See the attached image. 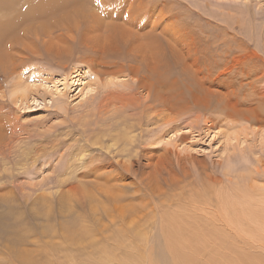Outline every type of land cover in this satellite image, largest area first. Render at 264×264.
Wrapping results in <instances>:
<instances>
[{
  "label": "rangeland",
  "instance_id": "1",
  "mask_svg": "<svg viewBox=\"0 0 264 264\" xmlns=\"http://www.w3.org/2000/svg\"><path fill=\"white\" fill-rule=\"evenodd\" d=\"M42 1L11 0L12 17L19 22L21 12ZM90 1L92 7L86 11L80 12L85 6L77 3L64 16L61 9L33 20L29 17L31 22L19 24L5 38L0 31V221L4 223L0 222V231L23 230L21 234L27 236L20 248L33 260H42L62 241L60 224L83 216L81 224H98L101 231L113 232L116 226L128 229L124 241L118 238L123 243L119 254L125 245H136L140 253L129 255L133 264L150 253L152 259L157 255L158 263L169 264L158 245L165 223L161 215L171 212L168 203L173 195V207L202 210L197 216L224 235V245H212V254L222 253L230 260L235 253L264 264V0ZM97 11L108 17H99ZM6 20L0 16V28L7 27ZM105 26L117 34L127 28L147 40L153 28L163 31L161 35L165 32L177 56H162L158 86L148 80L150 61L145 63L146 78L138 83L134 63L123 70L119 63L101 65L108 58L100 55L87 57L85 50L107 47L100 39ZM36 31L39 37L32 34ZM111 46L122 52L123 43L119 48ZM109 79L115 84L104 85ZM54 86L62 94L55 93ZM117 91L124 92L117 97ZM113 116L123 122L114 121L118 129L127 127L126 134L137 140L128 138L127 146L122 133L108 134L102 123ZM153 136L158 144L153 145ZM102 158L113 160L106 163ZM221 196L240 204L238 210L258 211L262 216L232 219L234 211L224 209ZM96 236L98 244L107 235ZM7 239L0 234L1 262L20 264L15 256H7L12 255ZM87 239L79 241V246L86 244L79 249H92ZM3 243L8 244L3 247ZM69 253L73 252H59L60 264Z\"/></svg>",
  "mask_w": 264,
  "mask_h": 264
},
{
  "label": "bare ground",
  "instance_id": "2",
  "mask_svg": "<svg viewBox=\"0 0 264 264\" xmlns=\"http://www.w3.org/2000/svg\"><path fill=\"white\" fill-rule=\"evenodd\" d=\"M139 1V0H138ZM90 0H44L40 3L37 4V7H34V2L31 4V8L29 11L26 12H21L20 14V21L17 22L13 17H12V3L11 0H0V7L3 8V13L0 14V16H2V18H6V22L5 24L7 25V27L4 28H0V31H3L4 38L6 37V33L8 31H12L13 29H15L19 24L21 25H25L29 22H31V20L34 19V17H44L48 14H51L55 11L59 12L61 9L63 10V16L65 15V12H67L69 9L73 8L77 3H79L81 6H85L84 9H82L80 12L84 11L86 8H91V4H90ZM95 2V1H94ZM98 2V1H97ZM121 2V1H120ZM107 3V2H106ZM30 4V3H29ZM153 5V4H152ZM100 7V6H99ZM122 8V7H121ZM93 10V9H91ZM86 11V10H85ZM100 11V10H99ZM130 11V10H129ZM56 12V13H57ZM71 12V11H70ZM88 12V10H87ZM98 12V11H97ZM103 12V11H102ZM124 12V11H123ZM136 12V11H135ZM69 13V11H68ZM73 13V12H72ZM79 12H77L78 14ZM85 13V12H84ZM99 13V12H98ZM70 14V13H69ZM96 14V13H95ZM104 16L103 17H108L105 13H103ZM101 12L99 13V17H101L103 15ZM117 14V13H116ZM135 15V14H134ZM162 15V14H161ZM71 16V15H70ZM85 16V15H84ZM31 20H30V18ZM80 17V16H79ZM27 18H29L28 20H26ZM66 18V17H65ZM74 19V18H73ZM94 19V18H93ZM103 19V18H102ZM105 19V18H104ZM87 20V19H86ZM89 20V19H88ZM104 22V21H103ZM73 23V22H72ZM78 24V23H77ZM86 24V23H84ZM60 24H57V26H59ZM90 25V24H89ZM61 26V25H60ZM80 26V25H79ZM51 27V26H50ZM87 27V26H86ZM97 27V26H95ZM20 27H18L19 29ZM48 28V27H47ZM53 28V27H52ZM81 28V26H80ZM91 28V26H90ZM132 29V28H131ZM40 30V29H37ZM48 30V29H47ZM61 30V29H60ZM59 30V31H60ZM124 30V29H123ZM41 31V30H40ZM39 31V35L42 34V31ZM68 32V31H67ZM98 32V31H97ZM151 32V31H150ZM49 33V31H48ZM118 33V32H117ZM114 31H111V29H109V27L105 26L104 27V36L100 37V39L104 40V42H106L105 44L107 45V47H102L101 49H96L94 50V48H89L87 51L85 50L87 57L89 56H94V58L96 57L95 55H100L101 57H105L108 58V60L104 61V64H100L101 65H106V63H108V65L111 66H118V63L123 67V70H128L130 67V63H134V68L133 71L135 72V81L141 82L143 81L146 77H145V72H146V66L145 63L147 61H150L151 63H149V65L151 67H149V69L151 68L152 74L149 75L148 80L151 82L152 86H158V84L160 83V80L158 78V74L159 72L158 69L160 67V61L162 60V56L166 55L168 57H175L177 56V51L174 48V45L172 43V41L168 40V38H165V32L164 34H160L163 33V31L161 32H156V28H153V31L151 34H149L148 40L145 38L144 35H140L138 33H136L133 30L127 29L123 32V34H117ZM32 34H34V36L37 34V31L35 33L32 32ZM64 34V33H63ZM81 34V33H79ZM48 35V34H47ZM38 36V34L36 35ZM60 36V35H59ZM162 38H161V37ZM39 37V36H38ZM49 37V36H48ZM37 38V37H36ZM92 38V37H91ZM38 39V38H37ZM74 40V39H73ZM3 41V36L0 37V44H2ZM21 41V40H20ZM24 42V40H23ZM36 42V41H35ZM42 42V41H41ZM18 43H20L18 41ZM22 43V42H21ZM73 43V42H72ZM123 43V49L122 52H114L113 48H112V44H118V48L120 45H122ZM7 46H9V43H6ZM91 44V43H89ZM74 45V43H73ZM54 46V44H53ZM52 46V47H53ZM78 46V45H77ZM11 47V46H10ZM114 47V46H113ZM121 47V46H120ZM73 48V47H72ZM77 49V48H76ZM75 49V50H76ZM74 50V48H73ZM48 51V49H47ZM53 51V50H52ZM55 51V50H54ZM56 51L59 53L61 51H63L62 53H64L65 49H61L58 50L56 49ZM69 51V50H68ZM92 51H94V53H91ZM96 51V52H95ZM73 52V51H72ZM78 52V51H77ZM57 53V54H58ZM50 54V53H49ZM71 54V53H70ZM76 54V53H74ZM84 54V53H83ZM53 54H51L52 56ZM58 55H61V53H59ZM57 55V56H58ZM64 55V54H63ZM54 57V56H53ZM86 57V56H85ZM83 58V57H82ZM93 58V57H92ZM77 59V58H75ZM81 60V59H80ZM5 61V60H4ZM116 68V67H115ZM114 68V69H115ZM109 69V68H108ZM113 69V71H114ZM112 71V70H111ZM77 72V71H76ZM109 73V71H108ZM174 73V72H173ZM76 75V74H74ZM137 76H139V80L137 78ZM72 77V76H71ZM110 77V76H109ZM113 78V77H112ZM125 78V77H123ZM80 80V79H79ZM78 80V81H79ZM124 80V79H122ZM119 81V79L117 80V82ZM107 82V83H106ZM104 85H111V84H115V80H107ZM137 83V84H138ZM96 84V83H95ZM123 84V83H122ZM150 84V85H151ZM134 85H136L134 83ZM124 86V85H123ZM46 87V86H45ZM139 87V86H138ZM55 88V93L58 92V94H62V92L59 90L60 88H56V86H54ZM116 88V87H115ZM143 88V87H142ZM23 89V88H22ZM150 89V88H149ZM109 90V89H108ZM115 90V89H113ZM126 90V89H125ZM124 90V91H125ZM26 91V90H25ZM91 90H89L90 92ZM122 91V89H121ZM121 91H117V94L119 92V94L121 95ZM88 91H86L85 93H87ZM121 92V93H120ZM108 93V92H106ZM116 93V92H113ZM112 93V96H113ZM88 94V93H87ZM111 94V93H110ZM117 95L120 96V95ZM86 95V94H85ZM106 95V94H105ZM83 96V95H82ZM89 96V95H87ZM109 96V95H108ZM110 96V98L112 97ZM114 97V96H113ZM148 97V96H146ZM51 98V97H50ZM114 98H112L111 100H113ZM117 99V98H116ZM115 99V100H116ZM119 99V98H118ZM117 99V100H118ZM128 99V97H127ZM145 100V98H144ZM118 102V101H117ZM182 104V103H181ZM184 106V105H183ZM126 110V109H124ZM99 111V110H98ZM131 111V110H130ZM121 112V111H120ZM100 113V112H99ZM119 113V112H118ZM125 114V113H124ZM119 115V114H118ZM126 115V114H125ZM108 117V116H107ZM114 117V116H113ZM129 117V115H128ZM146 117V116H145ZM251 117V116H250ZM94 119V117H93ZM120 119V117H114L112 119H109L108 121H104V123H102V125H104L105 130L109 131L108 134L117 137L118 135H121L122 133V140L125 141V144L128 146L131 144V140L128 139L131 136L126 133V131H124V129H126L127 127H122V129H118L120 128V126L116 123L114 124V121L118 122V120ZM124 119V118H123ZM249 119V118H248ZM121 120V119H120ZM119 123L122 124L123 122ZM140 120L142 122V120H144V118L140 117ZM125 121V120H124ZM81 122V121H80ZM102 122V121H101ZM127 123H130L128 121H126ZM98 123V122H96ZM127 123L125 124V126L127 125ZM92 124V123H91ZM150 124V123H149ZM99 125V124H98ZM124 125V124H123ZM135 126V125H134ZM129 127V126H128ZM153 127V126H152ZM168 127V126H167ZM96 128V127H95ZM101 128V127H99ZM97 128V129H99ZM130 128V127H129ZM137 128V127H136ZM104 129V128H102ZM140 129V128H139ZM174 129V127H173ZM85 130V129H84ZM142 130V129H141ZM92 131V130H91ZM98 131V130H97ZM155 131V130H154ZM159 132V131H158ZM94 133V132H93ZM143 133V131H142ZM117 136H116V135ZM149 134V133H148ZM152 134V133H151ZM74 135V134H73ZM72 135V136H73ZM161 135V134H160ZM88 136V135H87ZM112 136V137H113ZM143 136V135H142ZM150 136V135H149ZM148 136V138H149ZM107 137V136H106ZM134 138V136H132ZM131 137V138H132ZM156 137V136H155ZM82 138V137H81ZM109 138V136H108ZM145 138V139H148ZM154 138V136H153ZM64 139V138H63ZM78 139V138H77ZM84 139V138H83ZM110 140L112 138H109ZM115 138L113 137V140ZM118 139H120V137H118ZM135 140H137L136 138H134ZM142 139V138H141ZM155 139V138H154ZM160 139V138H157ZM88 141V139H86ZM143 140V139H142ZM117 140H115L116 142ZM119 141V140H118ZM133 141V140H132ZM139 141V140H138ZM137 141V142H138ZM147 141V140H146ZM145 141V142H146ZM149 141V140H148ZM175 141V140H174ZM77 142V141H76ZM90 142V141H89ZM142 142V141H141ZM140 142V143H141ZM151 142V141H150ZM149 142V143H150ZM160 142V141H159ZM123 143V142H122ZM148 143V142H147ZM153 143V142H152ZM120 144V143H119ZM158 144V140L155 139L154 144ZM163 144V143H162ZM21 145V144H20ZM64 145V144H63ZM115 145V144H114ZM113 145V146H114ZM123 145V144H122ZM120 146V145H119ZM28 147V146H27ZM71 147V146H70ZM99 147V146H98ZM106 147V146H104ZM108 147V146H107ZM106 147V149H107ZM121 147V146H120ZM152 147V146H151ZM150 147V148H151ZM169 147V146H168ZM62 148V147H61ZM101 150L103 147H100ZM113 148V147H112ZM112 148L110 151H112ZM117 148V147H116ZM133 148V147H132ZM153 148V147H152ZM156 148V147H155ZM21 149V148H20ZM121 149V148H120ZM119 148L117 149L118 152H120ZM154 149V148H153ZM78 150V148H77ZM127 150V149H126ZM129 150V149H128ZM7 151V150H6ZM82 151V150H81ZM80 151V152H81ZM99 151V149H98ZM109 150H107L108 152ZM123 151V149H122ZM132 151V150H131ZM21 152V151H20ZM84 152V151H83ZM104 152V151H103ZM106 152V153H107ZM117 152V151H116ZM129 152V151H128ZM7 153V152H6ZM25 153V152H24ZM88 153V152H87ZM99 153V152H98ZM106 153H103L104 156ZM134 153V152H133ZM4 154V153H3ZM112 154V153H111ZM110 154V155H111ZM155 154V153H154ZM27 155V154H26ZM95 155V154H94ZM97 155V154H96ZM116 155V154H115ZM130 155V154H129ZM87 156V155H86ZM141 156V155H140ZM67 157V155H66ZM78 157V156H77ZM88 157V156H87ZM91 157V156H90ZM94 157V156H93ZM97 157V156H96ZM95 157V158H96ZM117 157V156H116ZM115 157V158H116ZM119 157V156H118ZM123 157V156H122ZM126 157V156H125ZM2 158V156H1ZM36 158V157H35ZM101 158V157H100ZM112 158H113V154H112ZM112 158H107L108 160H111ZM124 158V157H123ZM59 159V158H57ZM88 159V158H87ZM106 159V160H107ZM97 160V159H96ZM102 160L104 162H106V160H104L102 158ZM102 160H100L101 162H103ZM113 160V159H112ZM111 160V161H112ZM116 160V159H115ZM114 160V161H115ZM118 160V159H117ZM126 160V159H125ZM135 160V157H134ZM90 162H92L91 160H89ZM88 161V162H89ZM119 162V161H117ZM124 162V161H123ZM122 162V163H123ZM135 162V161H134ZM137 162V160H136ZM84 163V162H83ZM107 163V162H106ZM109 163V162H108ZM114 163V162H113ZM19 164V163H18ZM97 163H95L96 165ZM128 164V163H126ZM137 164V163H136ZM94 165V163H93ZM119 165V164H117ZM133 165V164H132ZM157 165V164H156ZM30 166V165H29ZM105 166V165H104ZM114 166V164H113ZM121 166V165H120ZM118 166V167H120ZM127 166V165H126ZM125 166V167H126ZM137 166V165H136ZM22 167V166H21ZM72 168V166H71ZM80 168V167H79ZM87 168V167H86ZM115 168V166L113 167ZM139 168V167H138ZM118 169V168H117ZM127 169V168H126ZM115 170V169H113ZM120 170V169H119ZM122 170V169H121ZM88 171V170H87ZM82 171V174H87V172ZM99 172V171H98ZM93 173V172H92ZM132 173V172H131ZM101 174V173H100ZM112 174V173H111ZM116 174V173H115ZM120 174V173H119ZM122 174V173H121ZM70 175V174H69ZM93 175V174H92ZM117 175V174H116ZM67 176V175H66ZM110 176V175H109ZM114 175L112 174V177ZM12 177V176H11ZM74 177V176H73ZM107 178V177H104ZM75 179V178H74ZM77 179V177H76ZM103 179V178H102ZM111 179V178H110ZM4 180V179H3ZM70 180V178H69ZM116 180V179H115ZM99 181V180H98ZM114 181V180H113ZM84 182V180H83ZM92 182V181H91ZM4 183V182H3ZM88 183V182H87ZM103 183V181H102ZM110 183V182H109ZM108 183V185H109ZM113 183V182H112ZM1 184V183H0ZM120 184V183H119ZM122 184V183H121ZM89 185V184H88ZM104 185H107V183H104ZM83 186V185H82ZM125 186V184H122V187ZM4 187V186H3ZM87 187V186H86ZM83 188V187H82ZM106 189V188H104ZM108 189V188H107ZM8 190V189H7ZM125 190V189H124ZM106 191V190H104ZM103 191V192H104ZM109 191V190H108ZM9 192V191H8ZM53 192V191H52ZM85 192V191H84ZM102 192V193H103ZM90 193V192H89ZM92 193V192H91ZM107 193V192H106ZM76 194V193H75ZM95 194V193H94ZM109 194V193H107ZM72 195H74L72 193ZM103 195V194H102ZM124 195V193H123ZM62 196V194H61ZM108 196V195H107ZM113 196V195H112ZM74 197V196H73ZM72 198V197H71ZM197 198V197H196ZM195 198V199H196ZM95 199V198H94ZM131 199V198H130ZM175 197H173V195L170 197V202L168 203L169 205H171V212L167 215V216H162L163 220H165V223L163 224L162 228L160 229V238L162 241H160V245H158V248L160 247V252L162 253L161 255L168 256L169 264H256L253 262L254 258H246L243 259V257H239L237 256L235 253L233 254V259L228 260L225 256H223L222 253H216V254H212V249L214 248H219L221 246L224 245V235H222L217 229H215L214 227H210L209 225H207V220L206 222H203V219L200 218L199 214L202 215V210L199 209H195L192 207V209H190L188 206L184 207V206H174L177 208H174L172 203L174 204L176 201H174ZM2 200V199H1ZM96 200V199H95ZM114 201L116 200L113 199ZM199 200V199H197ZM98 201V200H97ZM118 201V199H117ZM178 201V200H177ZM221 201L222 204L225 206L224 209H232L234 211V214L232 215V219L234 218V216L236 215L237 218L240 217H261L262 214L258 211H247V209H240L239 205L237 202H232L228 197H223L221 196ZM5 202V201H4ZM93 202V201H92ZM108 202V200L106 201ZM131 202V201H130ZM133 202V201H132ZM180 202V201H179ZM95 203V202H94ZM93 203V207L96 206ZM101 202L99 201V204ZM111 203V202H110ZM6 204V203H5ZM98 204V203H96ZM107 203H104L102 205L106 206ZM195 204V203H194ZM112 205V204H111ZM124 205V203H123ZM132 205V204H131ZM168 205V206H169ZM190 205V203H189ZM234 205V206H231ZM9 206V205H8ZM99 206V205H97ZM103 206V207H104ZM120 206V205H119ZM129 206V204H128ZM192 206V205H191ZM227 206V208H226ZM115 207V206H114ZM98 208V207H97ZM100 208V206H99ZM98 208V209H99ZM106 208V207H104ZM102 208V212L103 209ZM119 208V207H117ZM75 209V208H74ZM93 209V208H92ZM111 209V208H110ZM128 209V207H127ZM114 210L111 209V211ZM91 211V210H90ZM94 211H96L94 209ZM98 211V210H97ZM115 211V210H114ZM119 211V210H117ZM197 211H200L201 213L197 214ZM7 212V211H6ZM13 212V211H12ZM106 215H109L108 212V208H106ZM125 212V211H124ZM127 212V211H126ZM75 213V212H74ZM98 213V212H97ZM128 213V212H127ZM223 217H227L230 218V216L226 213L223 212ZM9 214V213H7ZM93 214V213H92ZM99 214V213H98ZM117 214V213H116ZM6 215V214H5ZM94 215V214H93ZM123 215V214H122ZM4 216V215H3ZM10 216V215H9ZM79 216V215H78ZM96 216V215H95ZM105 216V215H104ZM119 216V215H118ZM83 216H80V218L74 219L72 221H68L66 223H62L60 224V229H59V236L61 237L62 241L60 243H58L56 246H52L50 248V256L48 258V255H43V259L42 260H33V258L30 257V253L26 252L27 250H23L21 249V244H23V242L26 240V236L27 234H21V232L23 230H21L20 228L15 229V227H11L6 229L7 227H5V230H1L0 234L5 235L6 237H8L7 242L10 243H3V247L4 245L8 244L7 246L10 245V254H7V256L13 258L14 256L16 258H18L17 260L20 262V264H60V262L58 261L59 259V252L63 251V250H68L71 251L73 253H69L68 257L69 259L62 264H117L119 262V260L117 259V257L120 258V262L119 264H133L130 259H129V255H133V254H139L140 252L138 251V249L135 246L132 245H125L124 249L122 250L121 255L119 254L121 252L120 248L122 246V244L118 241V238L120 237L122 241L125 240L126 235H128V233L126 232V230H124L122 227L120 226H116L113 230V232H110L109 230L107 231V229L103 228L101 231V226L100 225H92V224H81V220ZM93 217V216H92ZM203 217V216H202ZM8 218V217H7ZM76 218V217H75ZM107 218V217H106ZM9 219V218H8ZM13 218H10V220ZM70 219V218H69ZM87 219V218H86ZM95 219V218H94ZM98 219V217H97ZM104 219V218H103ZM122 219V218H121ZM125 219V218H124ZM231 219V218H230ZM6 220V219H5ZM80 220V221H79ZM83 220V219H82ZM128 220V219H127ZM138 220V219H137ZM7 221V220H6ZM5 221V222H6ZM17 221V220H16ZM19 221V220H18ZM79 221V222H78ZM90 221V220H89ZM95 221V220H94ZM112 221V219L110 220ZM3 225L4 223L2 221H0ZM78 222V223H77ZM202 223V225L198 224V223ZM9 223V222H8ZM77 223V224H76ZM85 223V221H84ZM94 223V222H93ZM99 223V222H98ZM11 224V223H10ZM9 224V225H10ZM123 224V222H122ZM14 225V224H13ZM127 225V224H125ZM222 225V224H221ZM219 225V226H221ZM5 226H8L5 224ZM17 226V225H16ZM4 227V226H3ZM127 228V227H125ZM10 230L8 233L7 231ZM111 230V229H110ZM26 231V232H25ZM24 232L27 233V229ZM52 231V227L51 230ZM106 231V232H105ZM129 231V230H128ZM139 231V230H138ZM100 235V234H104L107 235L102 239V241H100V243L96 244L95 241L97 242V240H95V238L97 237L96 235ZM138 234V233H137ZM136 234V235H137ZM144 234V233H143ZM96 236V237H95ZM142 235L140 234L137 237V240L140 239ZM89 238L90 241L92 242L93 246L91 245L93 251L87 250V249H79V248H84V246H79V241H81L82 239L84 240V238ZM102 237V236H101ZM129 238V237H128ZM134 239V238H133ZM88 240V239H87ZM86 240V242L88 243V241ZM132 240V238H131ZM158 240V239H157ZM213 240V242H211L210 244H207L208 241ZM89 241V242H90ZM133 241V240H132ZM128 242V241H127ZM139 242V241H138ZM143 243V242H142ZM81 244V243H80ZM129 244V243H127ZM216 245V247H212V245ZM139 245V244H138ZM137 245V246H138ZM2 248V247H1ZM86 248V247H85ZM148 249V248H147ZM211 249V251H210ZM140 250V249H139ZM7 251V250H6ZM5 251V252H6ZM149 251V250H146ZM8 252V251H7ZM150 253V252H149ZM2 254H4L2 252ZM154 254V253H152ZM159 254V253H158ZM212 254V255H211ZM1 255V253H0ZM5 255V254H4ZM3 255V256H4ZM94 257H91L93 256ZM210 255V256H209ZM65 256H67L66 254L62 256V258H64ZM154 257L157 255H153ZM206 256H209V262H207L205 260ZM151 257V253L150 255H148L145 259L137 257L138 261L141 262L142 264H163L164 262H160L158 263V261L154 260L150 258ZM162 257V258H163ZM4 258V257H3ZM159 258V257H158ZM167 258V257H166ZM6 259V256H5ZM36 259V258H35ZM164 259V258H163ZM161 260V259H160ZM9 262V260H6ZM139 262H135L134 264H140ZM257 262V261H256ZM166 263V262H165ZM0 264H3L0 260ZM7 264V263H6ZM10 264V263H9Z\"/></svg>",
  "mask_w": 264,
  "mask_h": 264
}]
</instances>
